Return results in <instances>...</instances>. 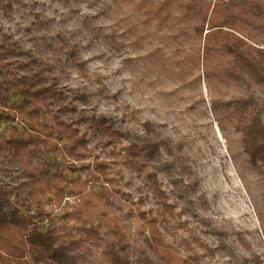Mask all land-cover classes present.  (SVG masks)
<instances>
[{
	"label": "rangeland",
	"instance_id": "obj_1",
	"mask_svg": "<svg viewBox=\"0 0 264 264\" xmlns=\"http://www.w3.org/2000/svg\"><path fill=\"white\" fill-rule=\"evenodd\" d=\"M223 1L202 0L193 8L192 0H0L3 76L20 81L25 53L41 55L50 65L49 111L60 117L68 139H84L89 153L81 162L46 155L86 194L76 188L77 196L52 200L41 230L75 227L65 213L97 204L94 191L104 187L132 211L120 226L133 245L148 237L195 264H264V177L242 150L234 112L212 110L248 87L205 77L204 40L195 31L203 20L198 11L206 14ZM70 50L76 66L68 62ZM76 89L86 91L87 102L74 98ZM252 91L264 102V88ZM8 97L16 96L10 91ZM13 126L22 130L24 122H3L0 130ZM117 128L163 141L162 163L185 183L198 180L185 195L191 206L160 165L129 150ZM190 207L225 235L210 233ZM83 251L93 264H110L100 247Z\"/></svg>",
	"mask_w": 264,
	"mask_h": 264
},
{
	"label": "trees",
	"instance_id": "obj_2",
	"mask_svg": "<svg viewBox=\"0 0 264 264\" xmlns=\"http://www.w3.org/2000/svg\"><path fill=\"white\" fill-rule=\"evenodd\" d=\"M201 1L192 0L193 8L202 5ZM201 11L198 13L203 20L195 31L204 40L205 77L214 74L225 82L248 87L241 95L215 102L212 110L224 107L234 112L242 150L264 177V102L252 91L254 86L264 88V49L255 46L264 43V4L228 0L211 4L206 14ZM25 55L29 61L20 81L6 79L0 68V126L3 122L13 123L16 118L24 122L22 130L14 126L12 131L0 130V264H93L83 251L89 245L100 247L110 264H195L154 244L148 237L137 239L141 244L133 245L120 226L132 211H127L104 187L94 191L97 204L88 202L65 213L67 225L73 222L75 227L41 230L49 219L46 208L52 200L77 196L76 188L81 196L86 194L78 179H69L62 172L63 165L46 155L63 153L64 158L81 162L88 159L89 153L82 149L84 139L76 142L68 139L60 117L49 111L46 102L51 92L49 63H43L41 55L31 52ZM215 58L221 62L216 68L208 64ZM74 60L70 50L68 62L72 66H76ZM10 91L16 96L12 102L8 97ZM74 92V98L87 102L84 89ZM105 120V116L99 118L102 124ZM117 130L128 142L130 151L142 152L148 163L161 166L173 184L180 187L179 196L191 206L185 195L198 180L185 183L182 174L172 171L169 163H162L159 153L163 141ZM92 178L98 180L94 175ZM62 183L67 186L61 187ZM191 208L187 209L189 214L210 233L225 235L211 220L199 217ZM142 231L145 234L144 228Z\"/></svg>",
	"mask_w": 264,
	"mask_h": 264
},
{
	"label": "built area",
	"instance_id": "obj_3",
	"mask_svg": "<svg viewBox=\"0 0 264 264\" xmlns=\"http://www.w3.org/2000/svg\"><path fill=\"white\" fill-rule=\"evenodd\" d=\"M261 49H264V47H262Z\"/></svg>",
	"mask_w": 264,
	"mask_h": 264
}]
</instances>
